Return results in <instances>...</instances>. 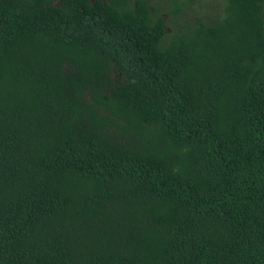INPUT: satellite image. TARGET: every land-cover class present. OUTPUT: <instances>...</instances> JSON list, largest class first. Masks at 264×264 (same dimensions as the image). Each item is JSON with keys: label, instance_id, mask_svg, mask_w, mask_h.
Listing matches in <instances>:
<instances>
[{"label": "trees", "instance_id": "obj_1", "mask_svg": "<svg viewBox=\"0 0 264 264\" xmlns=\"http://www.w3.org/2000/svg\"><path fill=\"white\" fill-rule=\"evenodd\" d=\"M193 2L0 0V264H264V0Z\"/></svg>", "mask_w": 264, "mask_h": 264}, {"label": "rangeland", "instance_id": "obj_2", "mask_svg": "<svg viewBox=\"0 0 264 264\" xmlns=\"http://www.w3.org/2000/svg\"><path fill=\"white\" fill-rule=\"evenodd\" d=\"M159 1V5H166L168 3V0H158ZM171 0H169L170 2ZM183 1V0H182ZM214 2H218L219 5H221L222 0H213L212 2L208 1V0H194V2L191 4V8L192 10L197 13L199 15H202L199 13L202 12L205 16L204 18L210 17L212 18V14L215 12V10H212L210 8V6L214 3ZM202 3V4H201ZM204 10H208V11H204ZM208 14V15H206Z\"/></svg>", "mask_w": 264, "mask_h": 264}]
</instances>
